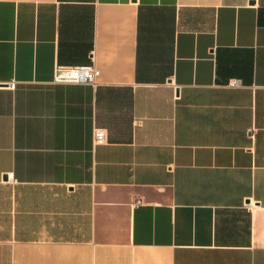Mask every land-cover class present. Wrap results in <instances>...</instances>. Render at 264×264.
I'll use <instances>...</instances> for the list:
<instances>
[{"label":"crops","instance_id":"0c3cea01","mask_svg":"<svg viewBox=\"0 0 264 264\" xmlns=\"http://www.w3.org/2000/svg\"><path fill=\"white\" fill-rule=\"evenodd\" d=\"M0 264H264V0H0Z\"/></svg>","mask_w":264,"mask_h":264},{"label":"built area","instance_id":"2783aa9c","mask_svg":"<svg viewBox=\"0 0 264 264\" xmlns=\"http://www.w3.org/2000/svg\"><path fill=\"white\" fill-rule=\"evenodd\" d=\"M101 76L100 70L95 64L76 66V67H56L53 76V83L55 84H69V85H90L96 87ZM14 84L10 86L13 87ZM242 86V81L231 80L228 83L230 88H239ZM107 138L105 129H95L94 131V146L104 144Z\"/></svg>","mask_w":264,"mask_h":264},{"label":"water","instance_id":"95a60500","mask_svg":"<svg viewBox=\"0 0 264 264\" xmlns=\"http://www.w3.org/2000/svg\"><path fill=\"white\" fill-rule=\"evenodd\" d=\"M5 178H7V177H5Z\"/></svg>","mask_w":264,"mask_h":264}]
</instances>
